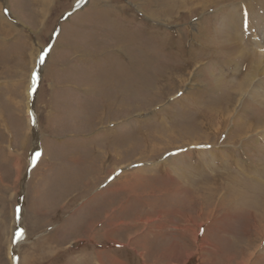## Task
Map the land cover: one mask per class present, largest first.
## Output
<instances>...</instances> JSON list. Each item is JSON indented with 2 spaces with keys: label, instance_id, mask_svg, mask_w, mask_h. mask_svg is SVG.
Returning <instances> with one entry per match:
<instances>
[{
  "label": "rangeland",
  "instance_id": "obj_1",
  "mask_svg": "<svg viewBox=\"0 0 264 264\" xmlns=\"http://www.w3.org/2000/svg\"><path fill=\"white\" fill-rule=\"evenodd\" d=\"M143 2L0 0V264H264V103L227 96L264 69V0ZM117 45L155 87L108 104Z\"/></svg>",
  "mask_w": 264,
  "mask_h": 264
},
{
  "label": "bare ground",
  "instance_id": "obj_2",
  "mask_svg": "<svg viewBox=\"0 0 264 264\" xmlns=\"http://www.w3.org/2000/svg\"><path fill=\"white\" fill-rule=\"evenodd\" d=\"M196 1H198L197 4L199 6H204L203 2H205V0H144L142 5L146 6V5L149 4V5H153L155 8H150V11H151L150 13L143 11L141 8H139V10L143 14H145V16L147 18H150V19H153V20H156V21H159L161 19L168 20V19H171V17L169 16V13L171 11H173L175 9L177 11L179 8L186 7V5H189L190 3L193 4ZM217 1L218 0H206V2H210V3H215ZM206 8H204V9H206ZM204 9H202V10H204ZM157 10H159V11H157ZM233 15L234 14H231V18L233 17ZM162 16H164V17H162ZM229 16H230V13H228V16L221 17L219 19V22L214 27L213 32L217 33V35L220 38L219 42H221L227 48L229 53H234V52L237 51V49L239 48L241 43L238 40V35H237L238 32L237 31H236L237 33H235V34L234 33L232 35L230 34V33H232V31H230V29L233 27V26H231V23L233 22V20L229 21ZM160 17H162V18H160ZM238 19L242 20V16H236V19L234 21L236 23V25L239 24ZM235 28H237V26ZM195 29H196V27L194 26V24H192L191 25V30L193 31ZM204 31L205 30H203V32ZM236 40H237V42H236ZM113 48L114 49L117 48L118 50H122L123 54L126 57H128V61H127V63L126 62H122L119 59L120 57L117 58L118 56L115 55L114 62H113V59H111V61H109V62L114 63L116 65L118 63L121 66V68L118 71H116L117 68L115 67L116 65H114V64H111L110 66H108L106 71L105 70H99V71L97 70L96 71L98 73V75H96L97 81L103 82L105 85H108V84H106V82H109V85L107 87L110 90H112L111 94L107 95V97L108 96H110V97H108L106 103L111 104V99H112V102L113 101H116V102L118 101V103H121L122 101H125L124 99L128 100L129 98L131 99V98L139 97L142 94L144 95L143 92L147 93V90L155 87L154 85H149L148 81L144 80V78L140 79V75H142V74H141V72H140V70L138 68H139V66L141 64L142 65L143 64H147L146 62H143V60H142L143 57H141L140 62H138L135 58L133 59L131 57L132 56L131 53L128 50H125L123 47L119 48V46L117 45V46H114ZM142 49H144V51H142V53L144 54L145 52H148L150 47L146 46V45H141V49L140 50H142ZM105 51L106 50H104L103 52H105ZM187 51H189V50H187ZM165 52H166V50H165ZM142 53H141V55H142ZM113 58H114V56H113ZM195 60H196V58H195ZM247 61H248V63L244 66V67H246L247 71H245L244 75H242V78H241L242 80L240 79L237 88H232L230 91H228L227 96H229V92L233 93V94L237 93L236 98L240 97V99H241L242 97L244 98V96H248L254 102H255V100H258V101H260V103H264V82L261 81V80H254L255 77H257V75H263L264 76V69L261 72L257 71V66L255 65V63L252 62L251 59H248ZM33 62L34 61H32V63ZM184 64H186V63H184ZM125 65H127L128 67H126ZM128 68H132V70L130 71ZM184 68L185 67H183V69ZM179 73H181V72H179ZM144 74H146V72ZM254 97H258L260 99H255ZM226 111H228V109H223V110H220L218 112L215 111V110H209V112H207V114L205 116V119H207L209 121V122L207 121L208 127H209V125L211 126L212 123L215 121L216 125H215L214 130L215 131L222 130V124H223V120L225 119V112ZM98 114H100L98 117L102 116L101 112H99ZM213 118H216V120L213 119ZM210 121H212V122H210ZM242 129H247V128L244 126ZM232 133H234V136H236V137L240 136L239 134H236L235 132H231V133L228 134L229 138L232 137ZM148 136H149V134H148ZM242 138H244V137H242ZM230 139H232V138H230ZM230 139H229V142H230ZM260 181H262V180H260ZM263 186H264V184H263ZM233 189H236V188H233ZM252 189H254V188H252ZM238 192H240V191H238ZM256 193H258V191ZM242 194H244V193H242ZM233 196L235 197V199L236 198L238 199V197L240 198V194H238V193H236ZM218 202L220 204L224 203L223 196H221V198H219ZM262 210H264V209H262Z\"/></svg>",
  "mask_w": 264,
  "mask_h": 264
},
{
  "label": "snow or ice",
  "instance_id": "obj_3",
  "mask_svg": "<svg viewBox=\"0 0 264 264\" xmlns=\"http://www.w3.org/2000/svg\"><path fill=\"white\" fill-rule=\"evenodd\" d=\"M43 62H44V59H43V54H42L41 58H40V63L43 64ZM37 80H38V76H37V74L34 73L33 74V83L35 84ZM36 155L39 156L40 153H37ZM22 236H23V232L19 233V238H22Z\"/></svg>",
  "mask_w": 264,
  "mask_h": 264
}]
</instances>
